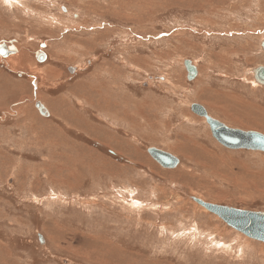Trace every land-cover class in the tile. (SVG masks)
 Returning a JSON list of instances; mask_svg holds the SVG:
<instances>
[{
    "label": "rangeland",
    "instance_id": "1",
    "mask_svg": "<svg viewBox=\"0 0 264 264\" xmlns=\"http://www.w3.org/2000/svg\"><path fill=\"white\" fill-rule=\"evenodd\" d=\"M263 43L264 0H0V264H264L192 200L264 212L192 111L264 134Z\"/></svg>",
    "mask_w": 264,
    "mask_h": 264
},
{
    "label": "water",
    "instance_id": "2",
    "mask_svg": "<svg viewBox=\"0 0 264 264\" xmlns=\"http://www.w3.org/2000/svg\"><path fill=\"white\" fill-rule=\"evenodd\" d=\"M41 59L43 60L44 56L41 57ZM184 64L188 71V79L192 80L197 75V68L192 64L191 60H186ZM253 74L256 82L264 86V66L254 68ZM162 79H164V77H162ZM38 107L43 109L41 104H39ZM192 111L206 119L213 138L223 147L231 150H247L264 153V134L256 131L230 128L211 117L207 110L198 103L192 105ZM148 152L162 167L173 169L180 164V160L177 156L166 151L151 147L148 149ZM192 200L222 219L223 222L233 230L255 241L264 243L263 211H248L225 205L206 203L197 197H192Z\"/></svg>",
    "mask_w": 264,
    "mask_h": 264
},
{
    "label": "bare ground",
    "instance_id": "3",
    "mask_svg": "<svg viewBox=\"0 0 264 264\" xmlns=\"http://www.w3.org/2000/svg\"><path fill=\"white\" fill-rule=\"evenodd\" d=\"M7 4H9V2H7ZM10 51H11V49H9L8 48V53L7 54H9L10 53ZM10 54H12V53H10ZM9 54V55H10ZM16 57V56H15ZM192 64L194 65V66H196L194 63H193V61H192ZM184 66H185V64H184ZM196 68H197V66H196ZM186 69V68H185ZM186 71H187V69H186ZM252 71V70H251ZM199 74V72H198V68H197V75ZM197 75L192 79V80H190V79H188L189 81H193L196 77H197ZM187 78H188V71H187ZM205 202V201H204ZM206 203H208V202H206ZM205 209V208H204ZM207 210V209H206ZM208 211V210H207ZM210 212V211H209ZM211 213V212H210ZM213 214V213H212ZM215 215V214H214ZM222 220V219H221ZM223 221V220H222ZM245 236V235H244ZM247 237V236H246ZM249 238V237H248ZM250 239H252V238H250ZM252 240H254V239H252ZM259 242V241H258Z\"/></svg>",
    "mask_w": 264,
    "mask_h": 264
},
{
    "label": "crops",
    "instance_id": "4",
    "mask_svg": "<svg viewBox=\"0 0 264 264\" xmlns=\"http://www.w3.org/2000/svg\"><path fill=\"white\" fill-rule=\"evenodd\" d=\"M7 49V48H6ZM8 53V52H7Z\"/></svg>",
    "mask_w": 264,
    "mask_h": 264
}]
</instances>
